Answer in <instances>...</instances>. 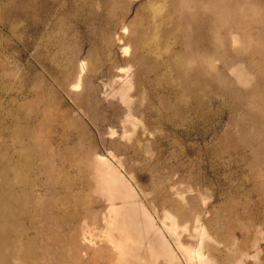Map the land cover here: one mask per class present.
<instances>
[{"label":"rangeland","instance_id":"374dc122","mask_svg":"<svg viewBox=\"0 0 264 264\" xmlns=\"http://www.w3.org/2000/svg\"><path fill=\"white\" fill-rule=\"evenodd\" d=\"M0 264H264V0H0Z\"/></svg>","mask_w":264,"mask_h":264}]
</instances>
